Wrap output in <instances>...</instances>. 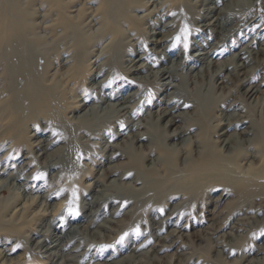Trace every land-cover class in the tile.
Masks as SVG:
<instances>
[{"label":"rangeland","instance_id":"1","mask_svg":"<svg viewBox=\"0 0 264 264\" xmlns=\"http://www.w3.org/2000/svg\"><path fill=\"white\" fill-rule=\"evenodd\" d=\"M147 1L152 2L153 0H141L140 3L139 0H16V10L23 18L19 17L23 23L19 19L18 22L20 24L22 23V26H26V37L31 41L40 42V44L43 45L42 48L45 47L52 51L46 59L47 62L44 61L43 63L45 77L42 79V83L44 84V81H46L45 84L48 87H52L59 81L61 87L58 91L59 96H56L53 100L51 98V103H47V113L50 112L53 121L58 124H55L57 130L65 129L68 131L64 136L67 137L70 135L71 137L69 136V139L73 140V142H65L64 139L62 141L60 140L56 144L48 146L43 152V156H40L42 152L35 147L36 143L44 140V138L45 144L51 141V132L46 123L47 119L43 117V115H39L37 119H34L33 116H22L19 117V119H22L23 122H18V118L17 120L16 118L12 119L8 113L6 114V112L3 111L7 105L9 99L8 93L11 91V87H7L10 86V84H8V71L4 67H0V170L6 172V174L0 175V181H5L0 188V264H120L122 261L124 262L122 264H125L124 259L131 256L139 257L137 260L141 261L140 264L148 262L151 257L155 256L159 261L156 260L154 264H193V262L186 263L189 258H192L193 261L199 258L205 260V262L210 261L209 263H211V260L213 262V259H215V264H241L242 260L239 253L241 251L237 252L238 254L227 256L226 253L228 249L222 251V246L226 245L229 247L230 244V247H237L236 249H238V247L247 249L249 247L264 246V212L259 214L254 212L235 213L238 206L244 201L242 196L238 195L236 192L229 194L220 190H209L205 192L203 188L208 185L205 184L206 186H202L201 184L200 188L197 189L193 195L195 201L192 200L191 203H186L181 208L186 210L190 209L187 212H177L169 217H165L163 212H160L159 216L154 218L146 214L151 205L162 207L168 204L158 199L161 193L164 194L163 192L166 187L174 181L169 179L176 178V176L172 178L167 174L166 168L162 164L156 165L154 169H151L153 167L150 166V160L160 158L162 161H166L170 167L172 166L170 169L181 174V178L184 179L188 173L196 170L195 168L194 170H190L189 166H182V164L174 166L175 159L184 157L186 154L189 155L188 152L193 148L194 140L207 142L208 137L206 135L209 133L208 129H193L190 135L193 137L191 139L192 142H188L189 144L187 143V146H182L184 150L188 152L185 151L186 154L181 153V156H177V154L170 151L163 152L162 149L152 150L146 140L138 141V145H143L144 148L142 149L131 150V148L129 149L128 147L126 149L125 140L129 142V139L127 140L128 137H125V130L123 131V136H118L122 134L118 129H125L132 120H130V118L120 117L118 118V122H115L117 118L112 110H97L94 116H92L93 118L90 117L88 122L85 123L74 119L68 120V117L72 114H70V111L74 112L73 114L76 117L82 113L80 110H75L82 98H87L89 100L87 107H92L97 105L99 98L108 94L114 95L115 91L117 92L121 86L124 89L121 94L124 96L133 93L134 90H137L139 87L138 91L145 92V97L140 101V107L135 111L137 116L134 117L136 120L134 121L141 123L146 129L153 131L156 136H159L161 133V125L164 122L160 121L157 124L155 119L158 109L163 108V106L157 107L159 101L166 99L164 98L165 96L161 88L157 86L153 78L144 80L142 84L134 81V77H138L140 74V76H145L148 72L141 71L140 73L132 75L126 73L125 70L126 59L137 60L135 57L140 54L145 57L144 60L154 58L152 54L147 53L149 49L153 47L147 43L146 37L149 36L147 34L149 26L152 24L153 20L155 21L156 15H149V18L145 21H141V19L136 21L133 17L134 14L140 17L148 12V7L144 9L141 6L142 2ZM162 1L163 0H156V2ZM181 1H183L185 5V0ZM227 1L229 0H226L225 3H227ZM262 1L264 5V0ZM245 2L246 1L240 3ZM170 3L175 5L170 0L162 9H157V13L159 15L167 13L169 5H171ZM135 4L136 6L133 8ZM203 5H199L200 7L198 6L193 11H197L199 12L198 14H200L210 4L206 3ZM1 8L2 6L0 4V12ZM185 9H189V12L191 11L189 7ZM105 10H108L107 14L110 15H106ZM117 12H119L118 14L121 16L120 19L114 18ZM187 21L185 20L186 24H191L190 21ZM117 24L119 25L117 26ZM263 25L264 24L261 26L263 27ZM119 28L121 30H118ZM123 29H125V32L127 30L129 36H134L135 34L136 37L139 38L142 49L136 54L134 49L130 47L125 48V32H123ZM73 31H75V33ZM99 34H101L100 37L98 36ZM72 35H74V37ZM89 35L92 36L90 37ZM103 35L105 36L101 37ZM113 36L117 37V39L122 37V42L117 43L119 45L115 43L116 46L108 44L109 40L111 38L113 39ZM200 36L203 37L201 33ZM188 38L189 40L187 41L189 43L195 41L199 45L202 44L198 37L189 36ZM255 38H257L255 33H249L243 41L247 43L249 40ZM237 39H239V37ZM211 41V43H214L216 40ZM61 44L63 46H61ZM103 47L106 48V51L102 58L96 60L92 55L88 58L86 57L87 50L91 51L94 55ZM120 51H128L133 57H125L124 53L123 60L119 58L118 53H120ZM232 51L231 53H235V50ZM109 53L111 55H109ZM229 55L230 52H228L225 57L227 58ZM109 57H111V59ZM87 60L88 62H86ZM121 60L124 61L122 64L120 63ZM155 62L157 64L154 70L167 65V62H160L158 60ZM127 63L128 62H126V64ZM251 67L252 66H248L244 71L250 70ZM97 69H99L97 72L98 76L93 77L92 74H94ZM75 71L76 73L78 72L77 75ZM72 72L73 74H71ZM207 78L208 77H202L196 85L203 83L205 88H209V79ZM184 79H186V81H183V79V82L181 81L185 87L184 92L192 96L194 91L190 89V82H188L187 77H184ZM261 79L264 81L263 73L256 76V81L260 82ZM235 85H237V83L233 82L225 85L224 89L221 91L216 89L214 97H217L220 93L223 96L230 91L239 90L235 93L234 97L239 98L237 101L244 104L242 108L246 112L248 119L251 120H249V122L257 128L259 134L260 132L264 133V104L258 103L256 100H247V102H244L241 95L247 87H244V89L241 88L242 90H240L238 86ZM8 88L10 90H8ZM262 89L264 90V86L261 85L259 89L260 92L263 91ZM194 95L204 103L203 105H205V107L209 103V105H212L214 102L213 96H209L202 91L201 93L195 92ZM256 97L260 99L262 94L259 93ZM137 101H139V98L134 99L132 103H136ZM114 102L116 101L112 100L110 103L114 104ZM232 103V100L227 102L228 105ZM206 110L208 109L206 108ZM190 113H192V111ZM111 114L112 116H110ZM104 116L107 117L105 118ZM191 117L192 120L179 119V121L174 122V126L168 128V133H171L176 127H185L188 123L192 122L197 123V120L201 118L200 116L194 117L192 115ZM64 118H67L68 124H66L67 121H65ZM11 119L13 124L10 126ZM248 124L250 123L246 125ZM83 125L94 126V128L98 126L102 129L99 132L102 136L100 134L97 135V138L87 139L82 133L76 131V126L82 127ZM118 125L121 128H118ZM103 130H105L106 134L103 133ZM143 130L142 128L139 132ZM36 131L41 133H36ZM14 142L15 144H13ZM109 146H121L123 155L117 156L114 161L106 164L104 159L106 155L110 153L107 152L110 149ZM59 150L62 155L60 154L58 156L55 153L59 154ZM145 155L147 157H145ZM56 158H59L62 165H64L62 170L59 169L54 172L46 169L45 160L49 161ZM108 168H110L113 173L103 178L102 175ZM123 174H127V176ZM142 178H148L157 183V185L152 184L150 186L155 189V194L149 201L145 203L139 202L138 206L132 207V203L126 202H128V199L131 201L138 199L135 191L140 189L138 187L142 185ZM134 180L137 182L135 183ZM177 181L179 182L180 180ZM179 183L182 184L181 182ZM14 187L18 190H14ZM125 193L126 198L124 196ZM23 195L26 196L24 197ZM122 196H124L125 199ZM132 196L135 198L133 199ZM32 198H36L33 203H31ZM202 199L203 201H201ZM248 200L249 199L246 201ZM13 201L16 202L15 207H8L9 209H7V206L12 204ZM200 202L203 203L202 207H200ZM23 204H25V206L28 205L24 208L25 210L21 209ZM18 209L20 212H16L12 218V213ZM83 219L89 220L90 223L88 224V222ZM168 219L170 220L168 221ZM153 221L156 223L158 222L159 225L154 226ZM161 221L163 223H160ZM162 224H167V226L164 227L161 232L155 234L156 228L160 225L162 226ZM102 226H107L108 230H103ZM215 226H220L221 228L216 235H213ZM85 228L86 231H84ZM71 230L73 232L67 236L66 234ZM61 236L65 238L61 243L64 245L63 248H52L56 237ZM162 237L164 238L163 240ZM147 240L149 241V245L141 248ZM170 241H172V243H170ZM161 243L170 245V247L163 250L161 249V251L157 253L153 251L157 250V247ZM134 249H136V251ZM7 250L10 251L8 252Z\"/></svg>","mask_w":264,"mask_h":264},{"label":"bare ground","instance_id":"2","mask_svg":"<svg viewBox=\"0 0 264 264\" xmlns=\"http://www.w3.org/2000/svg\"><path fill=\"white\" fill-rule=\"evenodd\" d=\"M169 1L163 0L162 2H156V0H153L152 2H149V1L142 2L141 4L142 8L145 9L146 7H148L147 9L148 12L147 13L145 12L146 14H143L140 17H138L135 14L133 15L136 21L140 19L141 21H145L149 18V15H153V14L156 15L155 21L153 20L152 24L149 26V31L147 33L149 36L146 37L147 43H149L153 47L149 49L147 53L152 54L154 58L144 60L145 57H143L140 54L139 56L135 57L137 58V60L135 59L125 60L126 73L133 75V74L140 73L141 71L148 72V74L145 76H140L141 75L140 74L138 77H134V81L136 83L142 84L144 80H147L148 78H153L157 86L161 88L162 93L165 96L164 98H166L165 100L163 99L160 100L159 104L157 105V107L163 106V108L158 109V111L156 112V118H155L157 124L160 121L164 122L161 125V133L159 134V136H156V134H154L153 131L146 129L144 126L141 125V123L135 122L136 120L134 117L137 116V113L135 111L137 110L138 107H140L139 103L145 97V92L138 91L139 87L137 88V90H134L133 93L124 96L121 94L123 93L122 90H124L121 86L117 92L115 91L114 95L108 94L106 96L99 98L97 105L92 106V107H87V103L89 100L87 98H82L80 100V104L77 105L75 109V110H80V112L82 111V113L76 117L73 114L74 112L69 110L70 114L71 113L72 114L70 117H68V120L74 119L77 121H81L82 123L83 122L85 123V122H88L90 117L94 116L97 110L99 111L112 110L113 114L117 118L116 119L117 121L115 120V122H118L119 120L118 118L120 117L121 118L125 117L127 119L130 118V120H132L130 121L129 125L125 129L124 128L118 129V131L122 132V134L118 136H123V131L125 130V137L127 136L128 137L127 140L129 139V142L128 141L126 142L125 140L126 149L127 147L129 149L131 148V150L142 149L144 147L143 145H138V141L146 140L148 141L152 150L162 149L163 152L170 151V152L177 154V156H181V153L183 154L185 153V151H187V150H184L182 146H185L188 142H192L191 139L193 137L190 135L193 129H199V128L208 129L209 133L206 135L208 137L207 142H202V141L200 142V141L194 140L193 148L190 149L189 152L187 151L189 155L185 153L186 156L181 157L179 159H175L174 166L176 165L179 166L182 164V166L183 165L189 166L190 170L192 169L194 170L195 168V170L197 171V172L194 171V172L188 173L184 179L181 178V174L170 169L172 166L170 167L166 161L164 160L162 161L160 158H154L150 160V166L153 167L151 169H154V166L156 165L162 164L166 168L167 174H169L172 178L176 176V178L174 179L168 178L169 180H174V181H172V184H170L168 187L164 185L166 187V189L163 192L164 194L161 193V196L158 199L168 204H166V206L161 205L162 207L151 205L149 210L146 212V214L154 218V217L159 216L160 212H163L165 217H169L177 212H181V213L187 212L190 209L186 210V209H181V208L186 203H191L192 200L195 201L193 199V195L197 191V189L200 188L201 184L202 186L205 184L208 185L207 187L203 188L205 189V192L209 190H220L226 194L236 192L238 195H241L244 201L242 202V204L240 205L238 204L239 206L235 211V213L237 214L244 213V212H254L258 214L263 213L264 212V133L260 132L259 134L257 128L251 122H249L250 119H248L246 112L242 108V105L244 106V104L243 103L241 104L240 102L237 101L239 100V98L234 97L235 93H237L239 90L232 91V92L230 91L229 93L227 91L228 94H225L222 96L220 93L218 96L216 95L217 97H214L215 96L214 92H216V89L221 91L224 89L225 85L236 82L237 85L235 86H238V89L240 90L244 89V87H247L244 90L243 94L241 95L242 100L244 102H247V100H252V101L256 100L258 103L260 102L261 104H264V90L262 89L263 91L261 92L259 90L261 85L264 86V81H262V79L260 82L256 81V76L261 75L262 73L264 74V37H263L264 36V25L263 27L261 26L262 24H264L263 1L262 0H229L227 1V3H225L226 0H185V5H184L183 1L181 0H171V2L174 3L175 5H172L170 3L171 5H169L167 13H163L159 15L157 13V9L159 8L162 9L164 6H166V3ZM244 1L246 2L240 3ZM140 2L141 0H139V3ZM206 3H209L210 5L204 11H202V13L198 14L199 12L193 11L199 5H203ZM0 4L2 6L1 12H0V26H1L0 27V67L1 68L4 67L8 71L9 73L8 74V80H9L8 84H10V86H7V87H11V91L10 92L8 91L9 93L7 92L9 99L3 111H5L6 114L8 113L12 119L16 118L17 120L18 118L17 120L18 122H23L22 119H19V117H22V116H33L34 119H37L39 115H43V117L47 119L45 120L51 132L50 134L51 141H48V143L45 144V138H44V140L38 141L35 145V147L38 148L40 152H42L40 156H43V152L48 148V146L52 144H56L60 140L62 141L64 139L65 142H69V141L73 142V140L69 139L70 135L67 137L64 136L67 134L68 131H66L65 129H61V128H60L61 130H57L56 125L58 124L53 121L51 117V113L50 112L47 113V109H48L47 103L48 102L51 103V98L53 100L56 96H59L58 91L61 87L60 82L57 80H56L57 81L56 84H54L52 87H48L45 84L46 81H44V84L42 83V79H44L45 77V74H44L45 69L43 67V63L44 61L47 62L46 59L49 56V53L52 51L48 50L45 47L42 48L43 45L40 44V42L38 43V41L37 42L31 41L26 37V34H25L26 26L25 25L22 26L23 22L19 18L21 17V15H19L18 11L16 10V7H17L16 0H0ZM125 4H126V1H125ZM135 6L136 4L133 6V8ZM186 7H189L191 11L189 12V9H185ZM107 12L108 10H105V14L110 15V14H107ZM118 13L119 12L116 13L115 15L116 17L114 18H119V19L121 18V16H119L120 14ZM18 19L22 22L21 24L18 22ZM185 20L190 21L191 24H186ZM118 25L119 24H117V26ZM65 27L68 28L67 26ZM118 30H121V29L119 28ZM123 30H124L123 32H125V29ZM73 32L75 33V31ZM128 33H129V30H128ZM200 33L203 35L204 39L203 37L200 36ZM249 33H255V36H257V38L251 39L247 43H245L243 39L245 40V37ZM100 35L101 34H99L98 36L100 37ZM72 36L74 37V35ZM89 36L91 37L92 35H89ZM104 36L105 35L101 37H104ZM189 36L198 37L199 40L202 42V44L199 45L195 41H192L191 43H189L187 41L189 40L188 38ZM238 37L239 39H237ZM122 40H123L122 37H119L117 39V37L113 36V39L111 38L108 44H111V45L113 44L116 46V44L121 43ZM211 40H216V41L214 43H211L212 42ZM61 46L63 45L61 44ZM128 47H130L131 49H134L135 54L139 52L140 49H142L140 42H139V38H137L135 34L134 36L133 35L129 36L126 30L125 48H128ZM232 50H235V53H231L233 52ZM105 51H106V48L103 47L100 51H98L96 54L93 55L91 51L87 50L86 57L88 58L90 55H92L96 58V60H98L103 57V55L105 54ZM228 52H230V55L229 57L226 58L225 55ZM124 53H125V57H131V56L133 57V55H130V52L128 51H125V52L120 51V53H118L119 58L123 59ZM109 55L111 54L109 53ZM109 58L111 59V57ZM123 60L120 61L121 64L124 62ZM156 60L160 62H167V65L161 66L160 69L154 70L157 64L155 62ZM86 62H88V60ZM126 62L128 63L126 64ZM248 66H252V67L250 68V70L244 71L245 68H247ZM98 70L99 69H97L96 72L92 74L93 77L98 76V73H97ZM4 73H7V72H4ZM77 73L75 71L76 75ZM71 74H73V72ZM184 77L188 78L187 80L188 82H190L189 83L190 89H192L191 91H194V94L195 92L201 93L202 91L205 94H208L209 96H213L214 102L212 103V105H209L210 104L209 103L205 107V105H203L204 103H202V101L199 98L195 97L194 94L192 96L186 94L184 92L185 91L184 84L182 83L183 81H186ZM202 77H208L207 79H209V88L208 87L205 88L204 84L201 83V81H200L201 83L200 85H196V83L199 82V80H201ZM47 89L50 92H48ZM8 90L10 89L8 88ZM259 93L262 94V97L260 99L259 97L258 98L256 97ZM138 98H139V101H137L136 103H132L134 99H138ZM112 100H115L116 102H114V104H111L110 102ZM229 100L233 101V103L230 105L227 104ZM250 103H253V102H250ZM206 108L208 110H206ZM191 111L192 113H190ZM191 115L194 117L200 116L201 118L197 120V123L192 122V123H188V125L185 127H176L171 133H168L169 132L168 128H170L171 126H174V122L179 121V119H183V120L191 119L192 120ZM110 116H112V114ZM12 119H11L10 126L11 124H13ZM64 120L67 121V118L66 119L64 118ZM247 123H250V124L246 125ZM66 124H68V121ZM119 127L120 126L118 125V128ZM116 128H117V125H116ZM142 128L144 130L142 132H139ZM101 130L102 129L99 128L98 126H96L95 128L94 126H89V125L87 126L83 125L82 127L76 126V131L82 133L87 139L97 138V135L101 134L99 133ZM36 133H41V132L36 131ZM103 133H105V130H103ZM13 144H15V142ZM109 148L110 149L107 152L108 153L110 152V153L107 154L104 159L106 164L114 161L117 158V156L119 157L123 155L122 153L123 150L121 146H114V147L109 146ZM55 154L59 156L61 152L59 154L58 153H55ZM146 155L145 157H147ZM45 165L47 167L46 169L52 170L54 172L58 171L59 169L62 170V168L64 167V165H62L59 158H56L54 160L52 159L49 161L45 160ZM112 173L113 172L110 170V168H108L107 170L104 171L102 177L103 178L107 177L109 175H112ZM2 174H6V172L4 170H0V175ZM123 175L127 176V174H123ZM12 179L16 180L15 178H12ZM177 180H180L179 182H181L182 184H180ZM175 181L178 183H176ZM134 182L136 183L137 181L134 180ZM4 183L5 181H2V180L0 181V188ZM152 184L157 185V183L153 180H150L148 178H142V185L141 187H138L140 189L139 190L137 189V191H135L138 199L131 201L127 198L128 202L126 203L130 202L132 203V207H136L139 205V202L145 203L146 201H149L155 194V189L150 187ZM164 184H167V183H164ZM15 188L16 187H14L13 189L18 190ZM125 195L126 193L124 194V196ZM124 196L122 197L124 198ZM36 198H32L31 203H33ZM132 198L134 199L135 197L132 196ZM247 199L249 200L246 201ZM201 201H203V199ZM15 204L16 202L13 201L12 204H10L11 206L10 205L7 206V209H9L10 207L14 208ZM200 204H201L200 207H202L203 203L200 202ZM27 206L23 204L21 209L25 210L24 208ZM18 211L19 209L15 210L14 213H12L11 217L13 218L15 213ZM140 220H144V219H140ZM169 220L170 219H168V221ZM85 221L88 222V224L90 223V221L87 219ZM153 223H154L153 224L154 226L159 225L158 222L156 223L153 221ZM160 223H163V222L161 221ZM167 224H162V226L161 225L158 226L154 233L157 234L158 232H161L162 229H164V227L167 226ZM102 227H103V230H108L107 226H102ZM220 228H221L220 226H215L213 230V235H216L220 231ZM84 231H86V228L84 229ZM72 232L73 231L71 230L66 235L68 236ZM175 232H178V231H175ZM61 237H56L52 248H55V249L63 248L64 245L61 243H62V240H64L65 238L63 236ZM163 239L164 238L162 237V240ZM170 243H172V241H170ZM147 245H149L148 240L144 242L141 248ZM169 247L170 245H164V243H161L157 247L158 249L153 250V251L157 253L161 251V249L163 250ZM236 248L237 247L234 248V246L230 247V244H229V247L225 245V246H222L221 249L222 251L228 249L226 253L227 256L229 255L231 256L241 251L239 252L241 256V260H242L241 264H264V246L249 247L247 249L239 248V247L238 249ZM134 250L136 251V249ZM7 251L9 252L10 250H7ZM137 258L139 257L131 256V257H128L127 259H124L125 264L126 263L127 264H140L141 261H138ZM156 260L159 261L158 259H156V256L151 257L149 261L144 262V264H154ZM187 262L189 263L193 262V264H198V263L199 264H215V259H213L214 263L212 262V260H211V263H209L210 261L205 262V260H202L199 258H196L195 261H193L192 258H189V260H187L186 263ZM122 263L124 262L122 261Z\"/></svg>","mask_w":264,"mask_h":264}]
</instances>
